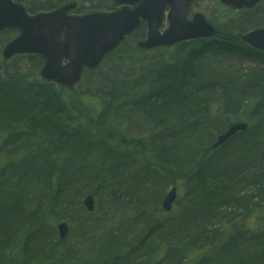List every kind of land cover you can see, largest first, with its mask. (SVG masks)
<instances>
[{"label":"trees","instance_id":"obj_1","mask_svg":"<svg viewBox=\"0 0 264 264\" xmlns=\"http://www.w3.org/2000/svg\"><path fill=\"white\" fill-rule=\"evenodd\" d=\"M13 1L31 14L71 2L75 14L116 8L111 0ZM239 12L219 26L210 21L214 38L156 49L161 67L150 77L104 73L119 47L75 87L98 101L94 109L64 99L52 83L3 70L1 58L0 264H264V52L241 40L264 26V1ZM145 33L141 23L121 46L134 51ZM209 54L253 62L247 80L263 82L251 90L236 80L201 81L195 62ZM19 57L41 65L35 55ZM139 121L151 129L129 136ZM234 121L249 126L212 149ZM175 184L179 200L166 213L162 199ZM229 202L244 214L223 232L211 221ZM61 221L71 242L59 240Z\"/></svg>","mask_w":264,"mask_h":264},{"label":"water","instance_id":"obj_2","mask_svg":"<svg viewBox=\"0 0 264 264\" xmlns=\"http://www.w3.org/2000/svg\"><path fill=\"white\" fill-rule=\"evenodd\" d=\"M120 8L111 12H91L85 15H70L75 3L59 6L49 12L28 14L22 3L0 0V31L15 29L18 35L2 49L5 60L18 54H35L42 60L39 75L48 82H54L72 89L82 78L84 70H94L103 58L116 49L141 22L146 23V37L136 47L151 50L155 47H171L195 39L209 38L217 34L216 29L201 13L188 12L195 0H112ZM262 0H220L233 9H249ZM167 14L165 16V13ZM168 26L160 32L164 21ZM242 40L264 51V28L251 30ZM246 123L231 124L217 135L212 144L217 148L239 130H245ZM177 191L172 187L163 198L162 207L170 211ZM83 204L91 212L94 209L92 195L84 198ZM61 241L67 236L66 222L56 225Z\"/></svg>","mask_w":264,"mask_h":264},{"label":"rangeland","instance_id":"obj_3","mask_svg":"<svg viewBox=\"0 0 264 264\" xmlns=\"http://www.w3.org/2000/svg\"><path fill=\"white\" fill-rule=\"evenodd\" d=\"M90 2L81 4L82 7H88ZM229 9L221 4L218 3V0H197L192 9L190 14L194 12H200L205 14L207 19L213 22L215 25H222L228 19H237L242 17L244 14L240 13L239 11H228ZM252 16V15H249ZM248 16V17H249ZM255 18V17H253ZM167 25L166 22L162 25L164 28ZM256 27H264V26H253L249 29H253ZM247 29V30H249ZM4 32V31H3ZM12 30H5V33H0V51L2 46L10 40L14 33ZM172 56V55H171ZM183 56V55H182ZM174 59V57H171ZM1 60V56H0ZM105 67L103 68L104 73H108L110 70H114V68L118 69L117 73L121 75V78L128 76L129 79H134L137 76L142 78L150 72L149 77L153 74L154 71L158 70L161 67V59L158 54V50H153L150 52H144L135 50L129 51L127 48L120 46V49L115 52V55L111 58H108L105 61ZM196 69L194 73L199 77L201 81H204L207 78H210L214 81H222L223 79L226 81H233L236 80L243 85L242 83L247 84L252 90L257 83H262V80H247L250 78V73L248 72L249 69L255 67L254 63L249 60L240 59L238 57L232 56H222V55H204L202 59H199L195 62ZM40 63H38L35 59H30L26 57H19L16 59H12L10 61H6V64L3 65V70H7L8 72L14 73L18 72L20 74L25 75L28 79H40L38 74ZM120 66V67H119ZM258 67L255 68V70ZM56 87V86H55ZM91 92L95 91L94 85L89 87ZM62 91V90H60ZM62 91V96L64 99L72 100L79 108L84 107H92L94 109L98 106V101L94 98L87 97L85 95L80 94L79 88H75L74 91L69 92V90ZM71 94V95H70ZM80 121L84 122L85 119L79 117L75 114L73 121ZM150 123H143L139 121L137 126L134 124L130 128L129 136H146L147 131L151 129ZM120 129V128H119ZM7 148V147H6ZM10 149V148H9ZM8 153V152H7ZM6 154L4 152H0V160L6 159ZM178 191L180 192L179 185ZM171 186V185H170ZM169 186V188H170ZM168 188V189H169ZM243 189V193H250L252 192L253 188L251 186L244 187L242 185L237 186L238 192ZM242 193V194H243ZM179 200V196L177 198ZM229 202L228 204L224 205L221 209L218 210L217 216L211 221V225L213 228H221L223 232L228 231V223L231 220H234V224L239 223L242 219L244 214L243 209L237 208ZM264 205V203H263ZM175 207V204H174ZM264 210V207L262 208ZM250 224H253V220L249 221ZM222 232V233H223ZM70 235V234H69ZM68 237V238H67ZM68 242H71L72 236H67ZM205 249H201L199 253L203 252Z\"/></svg>","mask_w":264,"mask_h":264},{"label":"bare ground","instance_id":"obj_4","mask_svg":"<svg viewBox=\"0 0 264 264\" xmlns=\"http://www.w3.org/2000/svg\"><path fill=\"white\" fill-rule=\"evenodd\" d=\"M11 252L13 253V252H14V249H11ZM13 258H14L13 255H11L10 257L6 256V257L4 258V261H5V262L7 261V263H12V261L14 260Z\"/></svg>","mask_w":264,"mask_h":264}]
</instances>
